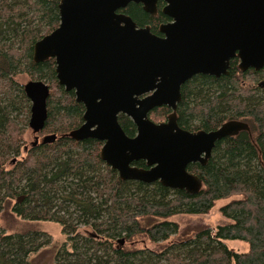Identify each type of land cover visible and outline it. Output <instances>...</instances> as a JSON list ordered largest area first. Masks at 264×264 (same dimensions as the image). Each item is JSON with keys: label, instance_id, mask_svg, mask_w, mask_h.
<instances>
[{"label": "trees", "instance_id": "1", "mask_svg": "<svg viewBox=\"0 0 264 264\" xmlns=\"http://www.w3.org/2000/svg\"><path fill=\"white\" fill-rule=\"evenodd\" d=\"M59 2L0 0V213L9 207L21 219L60 226L72 252L62 247L56 264H264V86H259L264 67L242 72L235 58L226 76L197 75L182 85L176 108L179 128L210 132L228 121L248 126L217 142L204 166L187 167L201 180L197 194L158 182L122 181L101 161V142L68 137L82 125L84 107L73 91L58 84L54 59L33 60L34 44L59 25ZM162 7L157 4L154 16L133 3L119 12L159 35V26L169 20ZM20 74L49 87L47 120L38 134L55 135L53 143L26 148L30 103L15 80ZM170 112L155 108L148 118L162 123ZM118 123L128 137L135 136L129 118L119 115ZM133 166L147 168L143 161ZM221 200H229L219 209L228 224L200 230L180 244L169 242L179 230L170 218L206 215ZM80 225L96 235L74 237ZM39 236L37 231L7 234L0 229V264H28L48 243ZM140 238L170 244L144 256L135 247ZM227 241L245 243L248 249L235 252Z\"/></svg>", "mask_w": 264, "mask_h": 264}, {"label": "water", "instance_id": "2", "mask_svg": "<svg viewBox=\"0 0 264 264\" xmlns=\"http://www.w3.org/2000/svg\"><path fill=\"white\" fill-rule=\"evenodd\" d=\"M158 1L169 19L159 26L160 36L119 12L133 3L154 16ZM58 11V27L34 44L33 60L54 59L58 84L84 107L82 125L68 137L101 142V161L122 181L197 194L201 180L187 167L204 166L216 142L248 126L231 121L197 133L179 128L180 89L197 75L226 76L235 58L242 72L264 67V0H60ZM23 91L28 127L38 134L47 120L49 87L34 80ZM160 107L171 112L156 124L148 115ZM119 115L132 121L134 137L124 133ZM55 140L47 135L41 144ZM138 161L147 168L133 166Z\"/></svg>", "mask_w": 264, "mask_h": 264}, {"label": "rangeland", "instance_id": "3", "mask_svg": "<svg viewBox=\"0 0 264 264\" xmlns=\"http://www.w3.org/2000/svg\"><path fill=\"white\" fill-rule=\"evenodd\" d=\"M15 80L21 86H24L27 82L32 81L25 74L18 75ZM35 136H37L40 141L41 138L47 135L34 134L29 127H27L24 135V142L27 149H29L30 144L34 142ZM227 202H229V200L217 201L214 207L206 215H175L170 218V221L178 224L179 230L169 242H172L171 244H180L185 239L194 236L200 230L210 229L214 231L218 226L228 224L229 221L222 217L219 212V209ZM0 229L7 234L37 231L40 234L39 241L41 243H45V241L48 242L46 245L44 244L40 249H38L35 254L29 257L28 264H56L57 254L62 250V247H65L69 253L72 252L70 243L67 242L68 236L62 233L60 226L52 222H35L21 219L16 217L10 211L9 207H5V209L0 213ZM77 235L80 237H88V235H92L94 237L96 234L95 230L89 226L80 225L77 227L76 235L73 234L74 237ZM169 242L155 245L140 238L136 241L135 247L143 251L144 256H154V252L161 251L168 245ZM226 245L229 249L238 253L246 252L248 249V246L245 243L238 241H227ZM71 257L69 256L68 259H71Z\"/></svg>", "mask_w": 264, "mask_h": 264}, {"label": "flooded vegetation", "instance_id": "4", "mask_svg": "<svg viewBox=\"0 0 264 264\" xmlns=\"http://www.w3.org/2000/svg\"><path fill=\"white\" fill-rule=\"evenodd\" d=\"M158 3H159V4H162V6H164V3H163L162 1H158L157 4H158ZM156 13H157V12H156ZM168 22H169V20H168ZM166 23H167V22H166ZM164 24H165V23H164ZM157 36H160V34L157 35ZM216 79H218V78H216ZM259 86H260V87H261V86H264V82H261V84H259ZM228 122H231V121H228ZM236 122H241V121H236ZM225 123H227V122H225ZM242 123H244V122H242ZM223 124H224V123H223ZM223 124H222V125H223ZM222 125H221V126H222ZM246 125H247V124H246ZM221 126H220V127H221ZM216 130H217V129H216ZM185 131H187V130H185ZM199 131H203V130H198V131H194V132H191V133H197V132H199ZM188 132H190V131H188ZM203 132H205V131H203ZM210 132H212V131H210ZM240 132H242V131H240ZM240 132H238V134H239ZM238 134H237V135H238ZM237 135H235V136H237ZM233 137H234V136H233ZM35 138H37V136H35ZM41 139H42V138H41ZM40 141H41V140H40ZM40 141H39V139L37 138V142H35V139H34L33 145L36 146L37 144H39ZM216 143H217V142H216ZM216 143H215V144H216ZM214 147H215V146H214ZM213 149H214V148H213ZM213 149H212V151H213ZM211 154H212V152H211ZM210 157H211V156H210Z\"/></svg>", "mask_w": 264, "mask_h": 264}]
</instances>
